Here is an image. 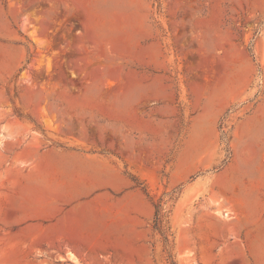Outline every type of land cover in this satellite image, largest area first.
I'll return each instance as SVG.
<instances>
[{"label": "rangeland", "instance_id": "1", "mask_svg": "<svg viewBox=\"0 0 264 264\" xmlns=\"http://www.w3.org/2000/svg\"><path fill=\"white\" fill-rule=\"evenodd\" d=\"M0 264H264V0H0Z\"/></svg>", "mask_w": 264, "mask_h": 264}, {"label": "crops", "instance_id": "2", "mask_svg": "<svg viewBox=\"0 0 264 264\" xmlns=\"http://www.w3.org/2000/svg\"><path fill=\"white\" fill-rule=\"evenodd\" d=\"M60 168L63 169H71L70 172L75 173L74 175L76 176H80V174H85L87 178H91L93 181L95 180V176H96V171L94 167H84V166H79V165H72V166H61ZM79 169H87L86 171H79ZM74 170V171H73ZM77 170V171H76ZM73 260V259H71Z\"/></svg>", "mask_w": 264, "mask_h": 264}]
</instances>
